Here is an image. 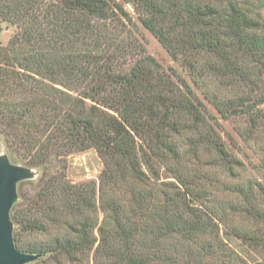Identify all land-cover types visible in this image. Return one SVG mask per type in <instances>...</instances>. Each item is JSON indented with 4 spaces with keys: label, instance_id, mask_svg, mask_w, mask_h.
<instances>
[{
    "label": "trees",
    "instance_id": "1",
    "mask_svg": "<svg viewBox=\"0 0 264 264\" xmlns=\"http://www.w3.org/2000/svg\"><path fill=\"white\" fill-rule=\"evenodd\" d=\"M263 15L264 0H0V32L17 29L0 46L7 147L63 162L10 211L31 264H264V181L224 126L264 170ZM88 149L98 180L73 184L63 160Z\"/></svg>",
    "mask_w": 264,
    "mask_h": 264
},
{
    "label": "rangeland",
    "instance_id": "2",
    "mask_svg": "<svg viewBox=\"0 0 264 264\" xmlns=\"http://www.w3.org/2000/svg\"><path fill=\"white\" fill-rule=\"evenodd\" d=\"M110 1L117 2L119 0H110ZM125 9L129 10L132 16L135 17L131 4H126ZM2 28L3 29L0 32V46H7L9 42L12 40L17 29L14 26L6 25V24H4ZM139 33L141 34V37L145 42L147 53L152 57H154L163 66L165 67L170 66L171 62L168 58V55L160 46V44L155 40V38L143 29H139ZM261 109L264 111V105L261 106ZM224 126L228 134H230L231 137L234 138L236 141L238 157L244 163H246L245 164L247 167L246 175L254 177V179L263 182L264 170L262 169L260 170L256 166V164H258L257 155L253 153L252 149H250L248 145L243 143L242 140L237 137L235 132L232 131V127L230 126V124L224 123ZM2 153L7 155L9 161L12 164L27 166L24 163H22L21 160H19L20 158L18 159V157L15 156V154L8 149L6 138L4 137L2 128L0 127V154ZM63 161H64V165L66 166V169L64 171L66 179L73 184H78L90 180L97 181L99 174L103 168L102 161L100 160L94 149H88L86 151L70 154L67 157H65ZM60 164L62 167L63 162L60 161L57 162L52 160V162L48 164L46 169L40 167L37 168V167L27 166L32 168L35 171L36 175L31 180L21 182V184L19 183L20 186L18 185L19 187H17L18 195H19V191L21 196L32 194L37 189L38 185H40L41 179L44 176L50 175L55 171L59 170Z\"/></svg>",
    "mask_w": 264,
    "mask_h": 264
},
{
    "label": "water",
    "instance_id": "3",
    "mask_svg": "<svg viewBox=\"0 0 264 264\" xmlns=\"http://www.w3.org/2000/svg\"><path fill=\"white\" fill-rule=\"evenodd\" d=\"M35 175L32 168L12 164L6 154H0V264H29L41 257L15 248L10 219V211L18 201V184Z\"/></svg>",
    "mask_w": 264,
    "mask_h": 264
}]
</instances>
